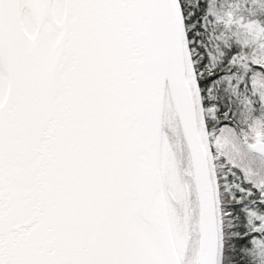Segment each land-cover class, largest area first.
<instances>
[{"label":"snow or ice","instance_id":"obj_1","mask_svg":"<svg viewBox=\"0 0 264 264\" xmlns=\"http://www.w3.org/2000/svg\"><path fill=\"white\" fill-rule=\"evenodd\" d=\"M0 264H264V0H0Z\"/></svg>","mask_w":264,"mask_h":264}]
</instances>
